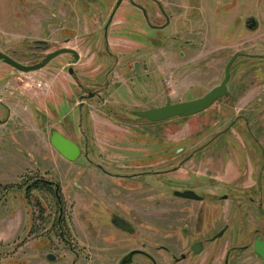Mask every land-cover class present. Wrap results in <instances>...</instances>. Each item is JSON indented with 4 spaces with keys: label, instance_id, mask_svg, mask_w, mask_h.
Instances as JSON below:
<instances>
[{
    "label": "rangeland",
    "instance_id": "obj_1",
    "mask_svg": "<svg viewBox=\"0 0 264 264\" xmlns=\"http://www.w3.org/2000/svg\"><path fill=\"white\" fill-rule=\"evenodd\" d=\"M13 1L15 10L24 5V2ZM197 1L202 6L200 11L204 19V29L202 28L204 32L198 34L196 31L189 33L182 30L184 32L180 36L190 40V44L167 41L158 51L153 50L151 71H154L152 74L155 78V86L152 94L150 93L152 89L144 77L148 73L143 75L144 91L154 96L148 104L160 106L168 100L172 103H180L203 97L223 81L226 66L238 50L248 51L257 56L251 57V60L244 58L236 60L232 68L230 89L250 91L251 96L248 98L258 99V96L264 93V60L259 56L264 55V0H193V4ZM173 2L182 7H188L189 4V0ZM26 4L29 6L30 15L23 17L21 13L19 18H15L14 24L9 22L11 18H1L7 15L0 12L2 25L0 48L23 64L33 65L41 61L44 52L33 49L35 41L47 40L51 43V50H54L69 38H72V44L89 35L102 38V30L99 35L97 32L92 33V29L87 30L83 27L86 25L85 21L77 17L56 18L45 14L44 2L40 0H28ZM182 7H174L172 11L176 14L179 10H187L186 7ZM4 9L7 10L6 4ZM251 15L256 16L260 23L256 31H249L242 25L246 17ZM8 16L11 17L12 14ZM79 24V28L74 30V26ZM190 28L188 25L185 29ZM176 32L172 30L171 35ZM181 51L187 53L186 59L179 57ZM76 67L81 74L87 65L82 62ZM67 68L68 66L54 61L44 69L30 73L15 70L16 77L22 78L21 81L16 80L15 105L22 107L26 104L30 107L31 120L28 127L21 131L13 128L15 125L9 127V133L13 135L14 132V138L7 143L2 142L0 146V180L4 178L6 181L3 184L9 185L7 176L16 179L18 174L28 171L26 177L49 176L52 173L61 181L65 214L68 217L65 231L70 237L73 236L75 250L80 253L81 258L77 264H93L90 262L93 258L97 259L94 264H118L122 246L126 242L122 232L107 224L106 209L93 208L96 205L94 202L104 201L105 184L94 183L97 181L95 178L97 169L83 159L70 162L62 158L51 143L52 132L55 130L79 143L83 153L88 152L97 163L106 165V157L144 155V157H157L154 159L155 164L152 169L165 170L177 163L178 159L198 157L196 160L201 159L204 162H198L196 168L228 172L224 180L234 183L230 188H225L224 192H230L237 198H247L252 193V186L256 191L262 161L258 158L254 165L252 163L246 167L244 165L246 157H263L262 151L250 140L243 124L229 129L235 116L239 112L246 113V110H233L229 104L216 103L209 110L198 115L151 123L147 119L140 120L131 113L124 115L125 113L119 111L121 109H116L118 113L114 110L104 111L98 105L97 99L85 103L84 109H81L78 96L83 92L74 84V79L66 71ZM115 79L118 80L117 77ZM119 79L125 81V77ZM83 83L89 84L87 81ZM24 96L30 99V103L28 101L24 103ZM259 100L260 106L264 108V101ZM140 108L145 109L146 105ZM118 114L123 115L121 119L117 118ZM252 116L256 117L257 125L262 122L258 118L264 117V110L255 111ZM117 121L123 124H117ZM226 128L228 132L221 135ZM5 153L8 155L2 158ZM9 153L16 156L18 154L20 157H10ZM23 154L28 162H20L19 165L17 161ZM34 157L37 162L34 161ZM142 168L146 169L147 166ZM187 168L195 167L190 164L185 167ZM51 177L52 175L49 176ZM206 179L207 185L213 187L212 191H216L214 187L216 185L210 183L209 177ZM142 180L145 190L152 184L158 188L160 201H163V197L171 191V186H176L170 183L171 179L168 180V175L163 176L160 181H155L150 176H145ZM16 181L20 183L22 180L16 179ZM76 182L81 188L76 189ZM90 187H97L93 198L88 192ZM150 194L144 193V196L150 197L144 202L152 201ZM32 198L31 207L17 203L15 219L11 215L13 205L9 209L6 207L2 210L0 264H51L41 258L42 253L34 249L35 237L26 238L29 219L35 222L34 227L37 229L32 233L41 231L44 233V228L40 230L39 226L43 216L40 215L39 206H36L38 196ZM44 201L42 203L49 209L48 213L54 212L52 206H49L52 199L48 198ZM164 206H160L159 216L156 214L157 209L148 205H144L143 209L139 210L128 207L125 212L128 215L138 214H136L138 231L144 235L146 242L159 235L158 240L152 244L154 248L166 244L168 235L181 234L183 231V222L176 218L182 220L184 216L177 214L175 218H168V211L171 210ZM110 233L114 235L111 245L117 248L110 250L111 261L105 263L108 245L99 237L93 238L91 235L103 236ZM128 238L135 240L130 236ZM129 245L137 246L135 241H130ZM58 254L63 256V261L56 264H72L75 258L67 250L59 251ZM84 259H87V262Z\"/></svg>",
    "mask_w": 264,
    "mask_h": 264
},
{
    "label": "flooded vegetation",
    "instance_id": "obj_2",
    "mask_svg": "<svg viewBox=\"0 0 264 264\" xmlns=\"http://www.w3.org/2000/svg\"><path fill=\"white\" fill-rule=\"evenodd\" d=\"M16 1L18 3L24 2V5L19 6V9L15 10L13 0H1L0 12L3 15H7L1 16V18H11L9 20L11 24L16 22L15 18H19L21 13H23V17L30 15L29 6L26 4L28 0ZM40 1L44 2V13L52 15L51 17H77L81 21H85L86 25L83 27L87 30L92 29V33L97 32L99 35V32L102 30V38L96 35H92L93 37L89 35L80 39L81 41L79 42H73V44L72 38H69L54 50H51V43L47 40H39L44 42L41 44L35 41L33 45L34 50L44 52L41 61L38 63H41L50 54L60 52L45 67L54 61L68 66L66 71L74 79V84L83 92L78 96V103L81 109H84L85 103L97 99L98 105L104 111L114 110L116 111L115 113L121 111L125 113L124 115L131 113L140 120L146 119L139 116V113L165 106L168 102H171L168 100L164 105L160 106L148 104L150 99L154 97L150 95V93L154 92L153 88L155 86V78L152 74L154 71H151L153 50L158 51L167 41L190 44V40H186L180 36L184 32L182 30L189 33L196 31L198 34L204 32L202 30L204 19L202 11H200L202 6L199 5V1L193 4V0H189L188 7L185 6L187 10H179L176 14L172 11V8H180L182 6L174 3V0ZM5 4L7 10L4 9ZM10 13L12 14L11 17L8 16ZM259 24L258 18L252 15L246 17L242 23L249 31L258 30ZM188 25L191 28L185 29ZM193 25L197 26L193 27ZM0 26L2 25L0 24ZM79 26L80 24L75 25L74 30L79 28ZM174 27L177 28L175 29ZM172 30L177 32L171 35ZM0 51L15 60L9 53L1 50V48ZM235 56L236 58L231 66L230 79L227 84L228 93L219 98L213 105L224 103L229 104L233 110H246V113L239 112L232 121L230 128H228L231 129L238 124H243L250 140L262 151L263 157H246L245 159V167L249 163L254 165L255 160L258 158L262 161V170L259 171L256 183L257 189L254 191V186H252V193L247 198H237L230 192H224L225 188H230V185L234 183L224 180L228 172L224 173V170L206 168L198 169L196 168L198 167V162H204L201 159L196 160L198 157L178 159L177 163L174 165H171V163L170 168L165 170L152 169V166L155 164L154 159L157 157H144V155L106 157L107 164L105 165L97 163L95 158L90 157L88 152L83 153L79 143L71 139L81 149V155L75 161L83 159L87 164L95 167L97 169V175L95 176L97 181L94 183L105 184L104 201L94 202L96 205L93 208L104 207L106 209V222L109 227L122 232L125 237L124 242L126 243L122 246L118 264H264V117H259L258 119L262 120V122L256 125V117L252 116L255 114V111L262 112L264 110L259 103V99L264 101V93L258 96V99L253 97L250 100L251 97L248 98L251 96L250 91L230 89V80L233 76L232 68L236 60L241 58L251 60V57L257 55L251 54L248 51L238 50L233 55V57ZM259 56L261 60H264V55ZM179 57L186 59L187 53L181 51ZM82 62L87 67L80 74L76 66H79ZM0 67L1 146L2 142L7 143L14 138V132L13 135L9 133L11 125H15L13 128H18L20 131L28 127L31 120V108L26 106V104L22 107L15 105L16 93L14 90L17 82L16 79H19L15 75V70H19L6 62L5 59H0ZM122 69L124 72H121L123 71ZM145 73H148L144 77L152 89L149 94L147 91H144L143 75ZM116 77L118 80L115 79ZM124 77V82L119 79H124ZM83 81H87L89 84H85ZM223 81L216 87L220 86ZM29 100V98L24 96V103H27L26 101L30 103ZM144 105H146L145 109L140 108ZM116 109L121 110L118 111ZM122 116L118 114L117 118L121 119ZM121 123L117 121V124ZM1 130L3 131L1 132ZM227 132L226 128L221 135ZM59 154L62 158L72 162V160L65 158L61 153ZM5 155L8 154L5 153L2 155V158ZM9 156L20 157V155L17 154L16 156L13 153H9ZM21 158L17 161L19 165L20 162L24 163L27 161L25 154ZM34 161L37 162L36 158ZM145 161L146 163H143ZM30 162H32L31 157ZM190 164L195 168L185 169ZM146 166V169L142 168ZM26 172L28 171L18 174V178L16 179L22 180L20 183H17L16 179L9 176H7V184L9 185L3 184L6 181L4 178L0 180V218L4 208L8 207L9 209L13 205L11 215L14 216L15 209L18 206L17 203L31 207L33 203L32 197L38 196L39 200L36 206H39L40 215L43 216L40 219L41 225L39 226L40 230L44 228V233L42 231L40 233H32L37 229L34 227L35 222L29 219L27 222L28 233L26 238L32 239V237H35L34 249L39 251L40 254L42 253L41 258L47 262L56 264L63 261V256L58 253L59 251L67 250V252L75 256L72 264H77L81 258L80 253L75 250L72 241L73 236L70 237L65 231L68 217L65 214L61 181L52 173L51 175L57 179L56 181L52 177L49 178L51 175L26 177ZM252 172L254 173V170ZM166 175H168V180L171 179L170 183L176 186H171V191L163 197V202L159 200L160 193L158 188L152 184L147 186L145 190L144 180L142 179L145 176H150L155 181H160ZM208 177L210 183L216 185L214 186L216 191H212L213 187L207 185L206 178ZM225 184L228 186L224 187ZM75 187L76 189L81 188L78 182H76ZM90 189L88 192L93 198L94 193L96 194L97 192V187H90ZM186 192H193L194 195L185 197L178 194ZM144 193H151L150 195L153 198L151 202H144L150 198L144 196ZM48 198L52 199V202H49V206H52L54 212L48 213L49 209L42 203ZM167 199L168 201H165ZM161 202L163 203L161 204ZM144 205L157 209V216H159L158 210L160 206L163 205H165V208L171 210L168 211V218H175L177 214L178 216H184L182 220L176 218L178 221L183 222L182 233L168 235L169 239L166 241V244L155 248L152 244L158 240V234L156 237L151 236L154 237L151 241L147 240L151 244L147 243L144 235L138 231L136 222L138 219L137 213H130L129 215L125 213L128 207L139 210L143 209ZM13 219H15V216ZM119 222L124 224L126 228H121L118 224ZM128 236L135 240L129 239ZM91 237H99L108 245L104 260L105 263L110 262V250L117 248V246L111 245L114 235L111 233L103 236L94 234ZM130 241H135L137 246L129 245ZM84 261L87 262V259H84ZM90 262L94 264L97 262V259L93 258Z\"/></svg>",
    "mask_w": 264,
    "mask_h": 264
},
{
    "label": "water",
    "instance_id": "obj_3",
    "mask_svg": "<svg viewBox=\"0 0 264 264\" xmlns=\"http://www.w3.org/2000/svg\"><path fill=\"white\" fill-rule=\"evenodd\" d=\"M37 43L41 44L44 42L38 41ZM59 54L60 52L52 53L46 59H44L41 63L35 64V65H23L21 63H18L17 61L13 60L9 56L3 54L1 51H0V59H5L6 62L15 66L21 72L30 73V72L38 71L44 68L53 58H55ZM235 58L236 56L233 57V59L229 62L227 66L226 77L223 83L220 86L215 87L205 96L198 98V99L175 103V104L168 102L165 106L155 108L149 111L141 112L139 113V116L144 117L151 122H163V121H168L173 118L180 117V116L190 117V116L198 115L199 113L207 110L219 98L225 96L228 93L227 84L230 79L231 66ZM51 143L59 153H61L65 158L69 160L75 161L81 155V149L79 145H77L71 139L65 137L59 131L55 130L52 133ZM178 194L185 196V197L194 195L193 192L178 193ZM118 224L121 228H126L124 224H121L120 222Z\"/></svg>",
    "mask_w": 264,
    "mask_h": 264
},
{
    "label": "crops",
    "instance_id": "obj_4",
    "mask_svg": "<svg viewBox=\"0 0 264 264\" xmlns=\"http://www.w3.org/2000/svg\"><path fill=\"white\" fill-rule=\"evenodd\" d=\"M17 80V79H16ZM19 81H21L22 80V78L21 77H19V79H18Z\"/></svg>",
    "mask_w": 264,
    "mask_h": 264
}]
</instances>
